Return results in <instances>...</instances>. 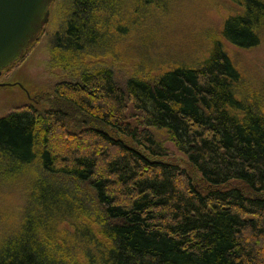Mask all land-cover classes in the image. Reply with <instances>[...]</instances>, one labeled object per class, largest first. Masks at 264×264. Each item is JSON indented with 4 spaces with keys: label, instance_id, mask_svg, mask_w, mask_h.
Returning <instances> with one entry per match:
<instances>
[{
    "label": "trees",
    "instance_id": "obj_1",
    "mask_svg": "<svg viewBox=\"0 0 264 264\" xmlns=\"http://www.w3.org/2000/svg\"><path fill=\"white\" fill-rule=\"evenodd\" d=\"M124 1L132 40L169 4L69 0L48 106L0 116V180H27L0 264H264V89L244 91L221 43L257 46L264 0H235L191 63L122 78L95 64Z\"/></svg>",
    "mask_w": 264,
    "mask_h": 264
},
{
    "label": "rangeland",
    "instance_id": "obj_2",
    "mask_svg": "<svg viewBox=\"0 0 264 264\" xmlns=\"http://www.w3.org/2000/svg\"><path fill=\"white\" fill-rule=\"evenodd\" d=\"M69 6V0H54L43 28L44 35L29 48L22 61L1 73L0 116L25 104L38 108L48 106L45 95L61 79L60 72L50 67L48 49L54 34L65 26ZM128 6V1H124L119 18L110 22L104 46L96 53L99 62L95 64L111 67L122 78L133 73L154 76L162 67L191 63L206 53L212 38H219L225 18L240 11L235 0H169L160 15L156 12L147 16V30L142 38L132 40V36L118 33L114 24L121 18L127 20ZM221 43L241 74L244 91L261 92L264 89V32L260 43L253 48H236L223 40ZM166 145L174 152L169 143ZM26 182L24 176L0 180V237L17 228L26 201Z\"/></svg>",
    "mask_w": 264,
    "mask_h": 264
},
{
    "label": "water",
    "instance_id": "obj_3",
    "mask_svg": "<svg viewBox=\"0 0 264 264\" xmlns=\"http://www.w3.org/2000/svg\"><path fill=\"white\" fill-rule=\"evenodd\" d=\"M53 1L0 0V75L38 39L48 23Z\"/></svg>",
    "mask_w": 264,
    "mask_h": 264
},
{
    "label": "flooded vegetation",
    "instance_id": "obj_4",
    "mask_svg": "<svg viewBox=\"0 0 264 264\" xmlns=\"http://www.w3.org/2000/svg\"><path fill=\"white\" fill-rule=\"evenodd\" d=\"M2 83H0V85H1ZM3 85V84H2Z\"/></svg>",
    "mask_w": 264,
    "mask_h": 264
}]
</instances>
